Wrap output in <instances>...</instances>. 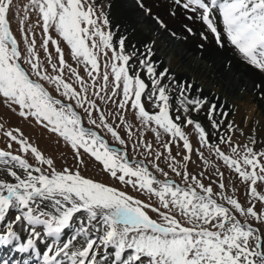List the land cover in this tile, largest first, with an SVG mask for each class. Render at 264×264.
<instances>
[{
	"label": "snow or ice",
	"instance_id": "6c2138e0",
	"mask_svg": "<svg viewBox=\"0 0 264 264\" xmlns=\"http://www.w3.org/2000/svg\"><path fill=\"white\" fill-rule=\"evenodd\" d=\"M136 3L157 30L169 32L173 37L177 35L145 0H136ZM12 8L13 0H0V97L9 106H18L21 117L35 118L51 132L58 133L76 150L77 156L81 150L90 154L112 177L157 197L159 206L85 178L79 171L67 168L57 171L52 159H46L22 133L18 137L13 131H7L4 135L15 141L21 152L30 153L40 164L47 165L49 171L33 168L20 155L0 150V168L11 178L10 181L0 179V224H4L0 230V247H9L18 254L31 253L20 260L3 259L0 264H29L32 256L42 259V264H264V235L248 222L250 217L264 225V213L254 205L244 207L230 195L214 193L212 186H205L187 171H177L176 165L170 167L181 176L185 186L171 180L160 181L142 163H130L125 154L111 148L96 131L82 125L75 109L83 108L91 118V109L96 108V104L81 94L87 93L88 87L75 68H71V75L82 85L81 90L66 82L64 72L70 65L58 39L50 32L54 31L66 42L71 58L84 64L93 80L94 73L100 71V57H106L102 79L106 86L110 75L113 78L112 95L122 96L118 107L136 110L141 125L155 132L157 139L163 134H168L172 140L178 138L188 153L193 149L179 123L182 115L184 124L194 126L199 142L211 152L213 148L205 127L190 113H199L207 107L211 126L219 129L220 122L213 117L218 112L222 117L227 116L220 111L221 106L204 97L202 89H195L200 96L192 95L194 86L174 80L167 68L158 71L154 48L148 44L143 46L142 52L134 47L133 53H126V37L121 36L114 43L112 31L106 28L108 18L97 11L91 0H29L25 5L21 31L29 12H34L44 36L43 51L48 52L51 43L58 54L57 62H53L50 53L47 57L55 74L49 73L37 55L35 39L25 36L24 43L28 47L26 54L21 52L10 29ZM177 8L187 14L186 19L202 22L218 46L223 47L226 38L244 62L264 72V0H169L168 15L175 16ZM218 24H222V31ZM28 30L33 31L31 26ZM184 30L187 35L195 34L187 24ZM200 37L208 38L205 32H201ZM199 47L203 48V44ZM134 57L136 66L131 63ZM141 73L147 77V82ZM42 81L53 85L69 103L52 96ZM256 87L262 86L257 84ZM170 89L175 90L179 107H173L174 96ZM71 101H75V105ZM144 101L154 108L146 109ZM98 120L99 123L96 119L89 122L97 128L102 126L124 144L114 127L105 122L104 113ZM232 127L227 124L229 131ZM219 139L231 147L232 137ZM163 146L170 152L169 143ZM231 151L229 156L215 147L218 158L247 183L249 195L264 207V194L258 191L264 184V151L257 153L248 145L243 146L242 156L236 147H231ZM189 159V155L183 156V160ZM219 187L224 189L225 184L220 182ZM217 195L223 202H218ZM11 212L15 214L9 219ZM149 212L158 214L157 218ZM81 213L86 215H78ZM238 215L245 217L243 223ZM17 226L27 232L25 239L22 240ZM68 230L69 235L65 237ZM38 245H43L45 250L41 252Z\"/></svg>",
	"mask_w": 264,
	"mask_h": 264
},
{
	"label": "rangeland",
	"instance_id": "374dc122",
	"mask_svg": "<svg viewBox=\"0 0 264 264\" xmlns=\"http://www.w3.org/2000/svg\"><path fill=\"white\" fill-rule=\"evenodd\" d=\"M91 2L96 6L98 12L102 11L103 14L108 18L109 24L106 26V28L107 30L112 31L115 43V41L118 40L119 37L124 36V34H121V32L118 30L117 24L112 19L111 13L109 11L110 3L108 0H91ZM145 2L148 5L150 0H145ZM28 3L29 0H13L12 12L9 15L10 29L17 39L21 52L24 54H26V49L28 47V45L24 43L25 36H28L29 39H35V50L37 55L39 56L41 62L45 64L48 72L52 73L51 65L47 63V57L50 53L53 58V62H57L58 54L54 51L55 46L51 45V43L49 44L48 52L43 51L41 45L44 36L42 33V28L38 23L37 15L34 12H29L28 19L24 25V31H21L20 21L23 18L25 5ZM116 3L120 8V14H126L134 25L138 13L136 9L130 7L128 0H116ZM218 18L219 17H217V19ZM194 21H196L201 26H197L196 35L190 36L191 43L197 44L199 47V45L202 43L206 44L207 41L211 39L214 44H216L213 35L206 31V27L195 18ZM145 24L146 29L144 31L146 33H150L151 35V20L146 18ZM29 26L32 27L33 31L28 30ZM219 27L222 31V24H218V28ZM201 32H205L208 37L207 40L201 39ZM50 34L54 38L58 39L60 47L64 52L65 60L67 64L70 65V68L66 69L64 72V78L66 82L72 83L73 87L78 91L81 90L82 85L76 82L75 76L71 75V68H75L76 72L81 76L88 87L87 93L81 92V94L87 95L96 104V108L91 109L93 113L91 118L88 117L83 108H76L82 114L84 125L94 127L99 130L100 133L108 139L109 143L123 147L127 151L131 160H144L158 178H172L178 183L184 185L181 176L176 175V173L173 172L172 167H170V165H176L177 171L181 173L187 171L190 176L196 175L197 178L205 184V186H212L214 193L230 195L232 198L237 199L242 204V206L247 207L254 205L259 212L264 213V207H262L261 202L254 200L249 195L247 183L242 181L239 175L235 173L233 169L228 168L227 165H225L224 162L215 154V147L217 146L229 156L232 155L231 147H236L242 156L243 146L245 145L253 147L254 150L259 153L264 151V138L256 136L254 132L248 133L242 130V128H238L237 130L230 132L227 128V124H225L226 119L220 116L219 112L216 113L213 118L220 122V128L214 129L211 126V122L207 116V107H205L199 113L192 112L190 115L194 120L199 121L205 127L209 136L210 146L213 148L211 152L209 151V147L204 146L199 142V136L195 131L194 126H187L184 124L183 115L179 123L182 125V128L192 145L193 151L191 153H188L187 150L183 149V142L178 138L172 140L168 134H163L160 139H157L155 132L151 131L150 128L141 125L140 120L135 115L136 110L130 109L128 106H125L123 109L118 107V102L122 99V96L112 95L113 78L110 75V68L107 69L110 78L106 86L102 79V76L105 72L103 65L107 62L106 57H100V71L98 73H94L95 80H93V78L88 75L89 69L86 68L84 64H78L76 60L71 58L70 49L66 42L62 41V38H59L58 34L54 31H51ZM142 35L143 33L140 30L138 31L136 38L130 41L132 43L128 42L126 39V53H133L134 47L135 49H139L142 52L143 46L145 44L151 46L150 39L147 42L145 39H143ZM224 42L227 45L229 44V49H231L233 53L237 52L234 50V46L228 42L226 38ZM199 49L202 50L201 47H199ZM108 55L110 57V51ZM136 55L138 56L139 53L137 52ZM238 55L240 54L238 53ZM131 63L133 66H136L137 61L135 57ZM24 67L28 68V65L25 64ZM141 75L147 82V77L143 76V73H141ZM33 78L35 79V77ZM42 83L49 89L52 95L61 98L63 101H67L66 98L61 96L60 92H57L54 89L53 85L46 81H42ZM119 91L120 90L117 89L118 93ZM170 91L173 92L174 96L173 107H179V99L176 98V92L172 89H170ZM97 93L99 94L97 95ZM195 94L196 96L201 95L199 92H195ZM202 95L206 97L208 94L206 95V93L202 92ZM208 97L212 100L215 99L214 102L221 106V112H226L227 107L217 102V97H210V95H208ZM144 102L146 109L151 110L154 108V105L147 103V101ZM71 103L75 105V101H71ZM238 105L239 107L244 108L245 118H247L248 122L255 121V123H258L260 121V111L257 105H254L251 102H238ZM85 106L87 107V102H85ZM101 113L105 114V122L110 123L117 131L121 139L124 140L123 145H121L119 141L115 140L102 126L97 128L95 125H92L89 122L90 119H96L99 123L98 117ZM173 115L175 116L176 113H173ZM119 117H123V120L119 119ZM0 126H2L0 127V150H8L13 154L20 155L22 158H25L33 166V168L41 167L46 173L49 171L47 165L40 164V162L36 161L34 156H32L30 153L21 152L17 143L4 135L5 132L13 131L18 137L22 133L23 138H25L33 146L37 147L38 151H40L46 159H52L53 166L57 171H62L65 168L73 172L79 171L80 174L85 178H90L96 182L104 183L105 185L114 187L119 191H124L127 195H131L135 199H140L143 202L152 203L155 206H159L157 197L147 193L145 190L138 189V187H133L131 184L122 183L118 179L112 177L111 173L104 169L102 163L96 161L94 157L90 156V154L84 153L81 150L80 155L77 156L76 150H74L71 145L63 139V137H60L58 133L51 132L49 129L45 128L43 124L37 122L35 118L21 117L19 115L18 106H9V104L5 102L2 97H0ZM17 129L19 131H16ZM233 129L234 127H232L231 130ZM221 136L232 137L231 147L228 143H222L220 141L219 138ZM252 140L255 141L254 144L251 143ZM165 143H169L170 152L163 146ZM9 144L11 145L10 148L8 147ZM148 145H151V148H149ZM157 154H159V158H157ZM185 154L190 156V159L187 161L183 160V156ZM164 173H167V176H165ZM34 174L38 175V173ZM221 174H223L222 177ZM0 179L7 181L11 180V178L6 172L3 171L2 168H0ZM220 182L225 184L224 189L219 187ZM259 183L260 182H258V184ZM258 191H260L261 194H264V184L261 185ZM215 198L218 200V202H223L221 201L219 195H217ZM13 213L11 212L9 215H12ZM149 214L153 218H157L158 215L152 212H149ZM78 215H86V213H81ZM237 218L240 219L241 222L245 221V217L238 215ZM248 221L253 225H256L259 228L260 233L264 235V225L260 224L258 221H253L250 217L248 218ZM68 231L70 232V230ZM68 231H66V233ZM23 236L26 238L27 232H23ZM64 236L66 237L67 235L64 234ZM109 251H111V249H109Z\"/></svg>",
	"mask_w": 264,
	"mask_h": 264
},
{
	"label": "bare ground",
	"instance_id": "6f19581e",
	"mask_svg": "<svg viewBox=\"0 0 264 264\" xmlns=\"http://www.w3.org/2000/svg\"><path fill=\"white\" fill-rule=\"evenodd\" d=\"M108 2L112 19L128 42L136 38L140 30L143 33V39L147 42L150 39L158 71L167 68L174 80L191 83L194 86L192 95L196 96L195 89L199 88L206 95L217 97V102L227 107V116L223 117L226 119L225 124L230 123L234 127L230 132L242 128L248 133L254 132L256 136L264 138V96H261V93H264V72L244 62L243 58L237 52L233 53L229 49V44L227 45L225 42L224 46L220 48L210 39L212 42L208 40L206 44L202 43V50L197 44L191 43L190 36L193 35H187L184 25L192 27L194 35H196L197 26L201 25L194 19H186L187 14L179 8L176 9L175 16H169V0H150L148 6L152 7L153 12L165 20L171 31L177 33L175 37L171 36L169 32L157 30L152 21L151 35L146 33L144 30L147 17L137 7L136 0H128L130 7L135 8L138 12L134 25L126 14H120L116 0H108ZM185 36L187 39L184 38ZM257 84L262 87L257 88ZM50 94L52 93L50 92ZM208 95L206 96L208 100L215 103V99H210ZM238 102H251L257 105L260 111L259 122L262 123L248 122L245 118L244 108L239 107ZM152 175L156 177L153 171ZM14 214L9 215V219L13 218ZM3 228L4 224H0V230ZM16 230L21 233L22 240L25 239L24 231L19 226L16 227ZM65 234L68 236L69 231ZM38 247L41 252L45 250L43 245H38ZM28 256H31V253L18 254L11 251L9 247H0V261L10 258L20 260ZM29 264H42V259L38 260L32 256Z\"/></svg>",
	"mask_w": 264,
	"mask_h": 264
},
{
	"label": "water",
	"instance_id": "95a60500",
	"mask_svg": "<svg viewBox=\"0 0 264 264\" xmlns=\"http://www.w3.org/2000/svg\"><path fill=\"white\" fill-rule=\"evenodd\" d=\"M257 228V227H256ZM258 229V228H257ZM259 230V229H258Z\"/></svg>",
	"mask_w": 264,
	"mask_h": 264
}]
</instances>
